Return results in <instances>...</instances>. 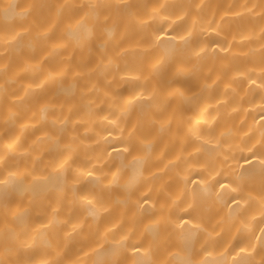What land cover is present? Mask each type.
Segmentation results:
<instances>
[{"label": "bare ground", "instance_id": "bare-ground-1", "mask_svg": "<svg viewBox=\"0 0 264 264\" xmlns=\"http://www.w3.org/2000/svg\"><path fill=\"white\" fill-rule=\"evenodd\" d=\"M0 264H264V0H0Z\"/></svg>", "mask_w": 264, "mask_h": 264}]
</instances>
